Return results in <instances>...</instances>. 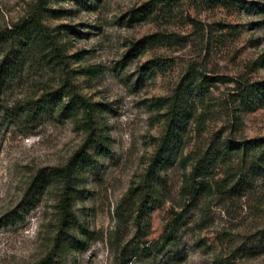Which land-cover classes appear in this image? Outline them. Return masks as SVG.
Segmentation results:
<instances>
[{
  "label": "rangeland",
  "instance_id": "374dc122",
  "mask_svg": "<svg viewBox=\"0 0 264 264\" xmlns=\"http://www.w3.org/2000/svg\"><path fill=\"white\" fill-rule=\"evenodd\" d=\"M221 1L0 0V33L41 23L0 44V60L28 47L0 94V264H124L135 249L128 264H264V0ZM57 89L95 105L92 122L33 115ZM173 100L172 160L148 178ZM78 152L81 250L54 247L58 184L7 222L39 170Z\"/></svg>",
  "mask_w": 264,
  "mask_h": 264
},
{
  "label": "trees",
  "instance_id": "16d2710c",
  "mask_svg": "<svg viewBox=\"0 0 264 264\" xmlns=\"http://www.w3.org/2000/svg\"><path fill=\"white\" fill-rule=\"evenodd\" d=\"M45 0H37V5L41 6L42 10H47L43 5L45 4ZM156 0H151L150 5ZM216 4H221V0H213ZM99 2V0H96ZM144 9V8H143ZM53 13V10H50ZM141 14H137L139 18H145L149 14V10L140 11ZM41 23L38 20V16L33 19L31 22L24 21L19 28L15 27L17 30L15 32H10L8 35L0 33V44L3 43L7 39H11L15 35L27 33L33 27H40ZM23 51H7L2 59L0 60V94L2 90L9 84L10 81L14 80L19 74L20 67H22L25 63L24 54L28 50L27 44L22 46ZM21 52L23 54L21 55ZM150 64V63H149ZM152 66L156 67V62H151ZM61 89L53 90L41 95L33 105V115H42L47 114L53 111L58 110L60 116L69 118L72 116L83 114L84 124L92 122V115L94 112V106L83 102L77 99L75 96L71 97L67 103H63L64 95L61 92ZM177 105L176 100H173L171 103V108L169 111V123L167 125V130L161 140V143L156 150L152 161L150 163V167L147 171V177L153 178L156 176V173L159 169H166L167 166L171 163V145L174 143L175 139V130L177 127ZM88 130H90L88 128ZM90 140V139H89ZM258 147L257 142L249 141L242 143H234L227 142L225 148L227 151H241L248 149H255ZM100 148L103 151H106L103 148V145L100 144ZM83 160V157L79 154H75L63 167L54 168L50 170H39L31 183L29 184L22 202L18 205V210L12 213V217L9 215L7 222L14 223L17 221H22L24 217L34 208H36L40 197L44 194L46 189L53 184H58L60 187V198L58 200V210H59V219L57 224V234L54 239V247L55 248H63V247H73L76 250H81L84 244L79 239V237L85 238L87 233V229L83 228L77 222V218L73 214L72 206H73V193L75 192V184L74 179L76 178L77 168L80 162ZM202 171V167H195L193 170V175L199 174ZM173 230V229H172ZM171 230V232H172ZM79 236V237H78ZM169 238V237H168ZM84 250V249H83ZM136 249L127 252L121 253L122 260L124 264H128L132 257L137 256ZM126 257V258H125ZM47 257L40 264H50ZM123 264V263H121Z\"/></svg>",
  "mask_w": 264,
  "mask_h": 264
}]
</instances>
